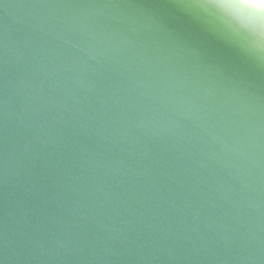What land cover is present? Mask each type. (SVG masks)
Returning <instances> with one entry per match:
<instances>
[{"label":"water","instance_id":"obj_1","mask_svg":"<svg viewBox=\"0 0 264 264\" xmlns=\"http://www.w3.org/2000/svg\"><path fill=\"white\" fill-rule=\"evenodd\" d=\"M169 2L0 0V264H264V69Z\"/></svg>","mask_w":264,"mask_h":264},{"label":"clouds","instance_id":"obj_2","mask_svg":"<svg viewBox=\"0 0 264 264\" xmlns=\"http://www.w3.org/2000/svg\"><path fill=\"white\" fill-rule=\"evenodd\" d=\"M162 7L221 43L249 69H264V0H170Z\"/></svg>","mask_w":264,"mask_h":264},{"label":"snow or ice","instance_id":"obj_3","mask_svg":"<svg viewBox=\"0 0 264 264\" xmlns=\"http://www.w3.org/2000/svg\"><path fill=\"white\" fill-rule=\"evenodd\" d=\"M45 71H47V70H45ZM64 85H63V83L61 82V81H59V80H55V81H52V85H51V88H50V91L51 90H54V89H56V88H60V87H63ZM81 87H83V85H81ZM46 95H48L47 93H44L43 95H42V99H45L46 98ZM42 106H44L43 104H42ZM130 124H132V126L133 127H143L144 126V124L141 122V123H135V124H133V123H131V122H129ZM147 123H149V124H151L152 123V121L151 120H148V122ZM120 133H123V134H127V132H128V129H119L118 130Z\"/></svg>","mask_w":264,"mask_h":264}]
</instances>
